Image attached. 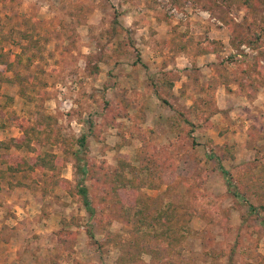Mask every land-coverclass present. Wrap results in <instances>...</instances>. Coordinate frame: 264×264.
<instances>
[{
    "label": "rangeland",
    "instance_id": "rangeland-1",
    "mask_svg": "<svg viewBox=\"0 0 264 264\" xmlns=\"http://www.w3.org/2000/svg\"><path fill=\"white\" fill-rule=\"evenodd\" d=\"M263 14L264 0H0L4 51L16 49L4 41L9 28L20 31L28 19L46 21L41 28L36 24L41 36L32 47L44 59L16 67L46 81L37 101L24 100L13 81L0 86V117L9 120L0 139L21 136L16 118L40 121L44 132L32 146L54 156V168L10 178L17 194L8 213H30L31 231L46 228L44 219L52 214L50 227L57 229L55 252L31 249L28 263L174 264L132 242V217L121 205L140 199L148 215L169 205L185 225L175 264H264V139L254 133L264 134V62L257 49L239 44ZM180 51L192 57L213 52L203 62L213 66L202 72L194 63L188 71L170 67ZM141 56L150 60L141 67L146 76L140 74ZM181 76L187 84L177 83L172 94L162 91L171 108L162 105L153 85L164 79L174 86ZM238 82L245 86L240 95L236 88L217 89ZM192 101L210 104L209 111L216 102L222 108L205 127L188 113ZM41 114L48 115L49 125L38 119ZM49 127L63 144L51 142ZM219 147L229 154L221 158ZM78 149L89 169L81 183L90 210L77 185L72 154ZM3 152L29 165L35 161L25 149ZM121 160L130 179L132 166L140 168L145 185L128 186L118 196L108 181ZM57 179L63 184L54 185ZM32 235L39 242L41 234Z\"/></svg>",
    "mask_w": 264,
    "mask_h": 264
},
{
    "label": "trees",
    "instance_id": "trees-1",
    "mask_svg": "<svg viewBox=\"0 0 264 264\" xmlns=\"http://www.w3.org/2000/svg\"><path fill=\"white\" fill-rule=\"evenodd\" d=\"M36 24L41 28L44 26V24H46V21L40 19L33 21L28 19L24 21V28L20 31L18 30L14 32L12 28H9L8 36H2L5 38L4 41L6 43H10L9 40H11L16 49L4 51L3 47H0V86L3 82L7 81H13L17 83L19 85V95L27 102H36L38 99L37 95L40 92L39 87L46 85V81L43 78L38 77L36 73L27 75L16 69V67L22 64L24 60L26 61V64L24 63V65L29 66L31 65L32 61H35L36 59H44L40 50L35 52L32 49V47L38 46L39 38L41 36L39 30H37ZM252 32L253 33L249 35H244L239 44L245 42L251 48L257 49L261 60L264 62V14L261 17V21L257 27ZM38 71H40V69H38ZM97 71L98 70L95 69L93 72L96 73ZM8 72L11 73V76H8ZM172 88L173 82L164 79L153 85L154 92L161 101L162 105H165L169 108H171V101L169 98L162 95V91H167L172 94ZM210 107L211 105L208 103L200 104L197 101H192L191 105L189 106L188 113L193 114V117L196 120L195 124H198L197 122L200 123L203 121L204 126L208 127L210 125V115L217 110V108L214 107L213 110L209 111L208 108ZM183 115L185 116L186 114L180 112L178 116ZM39 118H43L45 124H50V118L47 114H41L38 119ZM28 119L21 117L16 118L15 121L13 120L21 132L20 137H11L8 139V141L0 140V179H7L6 181L9 187L14 186L10 178H16L18 177V174L34 171L35 169L44 171V169H48L50 166L51 168H54V156L51 155V153H41L39 151H35L31 143L33 140H37L39 138V134L44 132V129L41 128L42 122L36 120L37 122L34 121L36 122L35 124H29V120L32 121V119ZM187 119V122L189 121L191 124H194V120H192L191 117H187ZM7 121L0 117V129L5 128ZM48 131L49 132H47V135L51 137V142L58 144L64 143V138L58 137L56 134H52L53 132L51 131V127H49ZM258 132L256 133V130H254V133L258 134L257 138L264 139V134ZM77 143L80 148L84 147L85 137H79L77 139ZM11 147L14 149H25L26 151L34 152L36 155L34 163L29 165L22 157L17 155H7L3 152V150H7ZM79 150L80 149L76 150L73 152L74 154H72L75 161H77V163H75L79 174L77 185L79 187V192L82 195L83 204L86 206L87 210H90V200L87 197L86 188L81 183L83 179L89 175V169L86 163L82 161L83 159H80L81 157L78 155ZM219 150L221 158L226 157L227 154H229V150H227L225 147H219ZM140 155L141 152L139 151V158ZM79 160L83 163L80 164ZM195 163L196 162L193 161L194 167ZM126 166L127 165L125 161L121 160L120 169H117V172H115L114 176L108 181V183L111 185V192L113 191V193L117 194L118 196H120L124 190L126 192V187L128 186L138 190L139 187L145 185V182L140 179V168L132 166L130 172H132L133 177L130 179L126 174H124V169H126ZM207 173L208 172L206 171H201L200 175L206 177ZM135 180L137 181L135 182ZM54 182V185H56L57 182L63 184V181L59 179ZM64 186H67V183L64 184ZM123 204L125 203L122 202L121 206L125 212L128 214V216L132 217L131 225L132 233L134 234L132 242L136 245L140 244L141 250L158 257L160 260L171 258L175 259V262L179 261L182 250L181 240L185 236L184 233L186 227L185 225L178 223L175 212L176 210L174 211L168 205L166 207H160V210L155 214L151 213L148 215V213H146L145 207H143L144 204L141 203L140 199L137 202H134L133 206L127 207ZM249 207L251 210H256V207L252 204L249 205Z\"/></svg>",
    "mask_w": 264,
    "mask_h": 264
},
{
    "label": "crops",
    "instance_id": "crops-1",
    "mask_svg": "<svg viewBox=\"0 0 264 264\" xmlns=\"http://www.w3.org/2000/svg\"><path fill=\"white\" fill-rule=\"evenodd\" d=\"M195 56L192 57L189 54H186V52H178L176 55H174L171 66L179 67V69L189 68L191 63H194L197 66L201 67V72L203 70V67H211L213 66L212 63L209 65L204 64V58L210 56H213V52L209 53H198L194 54ZM141 62H140V74L142 76H146L145 72L141 69L144 68L146 65H149L150 60L148 57L141 56ZM169 67V64L167 65ZM187 68V71L189 70ZM185 71H181L179 73H184ZM149 74V73H148ZM212 74V73H211ZM141 78V77H140ZM199 80H202V77L199 78ZM140 82H142V85H146L145 81L143 79H140ZM186 77L181 76V78H178L174 81V89L177 83H179V88L182 87L184 83L187 84ZM224 85V84H222ZM229 88L226 86H222L217 88L218 90H222V92L231 93L235 88L239 90V95L242 94L243 86L241 82L236 83L235 86H232L231 83L228 84ZM144 87V86H143ZM216 108L218 109L215 114L219 113V110L222 108L221 106L217 105L216 102ZM213 114V115H215ZM2 140V139H0ZM7 180V179H6ZM6 180L0 179V264H30L28 263V251L33 249L38 252L43 251L46 253H53L55 252L56 246L55 242L52 238H55V227H50V221L53 220L54 216L51 214L49 217L44 219L47 223V227L43 230H34L31 231L32 225V218L30 213H16L15 215L8 213L9 208L12 206L15 207V199H16V190L10 189L11 187L8 186ZM32 232L41 234V237H39V242H35L36 240H32ZM48 259V257H47ZM46 259V260H47ZM49 264V261H47Z\"/></svg>",
    "mask_w": 264,
    "mask_h": 264
}]
</instances>
